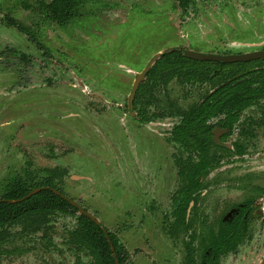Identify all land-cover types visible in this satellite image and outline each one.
Listing matches in <instances>:
<instances>
[{"label":"rangeland","instance_id":"374dc122","mask_svg":"<svg viewBox=\"0 0 264 264\" xmlns=\"http://www.w3.org/2000/svg\"><path fill=\"white\" fill-rule=\"evenodd\" d=\"M37 1L0 0V193L6 178L27 160L36 169L66 168L65 191L118 232L134 264H183L182 240L171 238L159 225L176 186L170 159L175 147L162 134L167 126L160 125L162 133H153L159 136L158 161L164 167L158 170L146 159L147 151L139 149L138 119L128 109L132 83L156 52L170 46L223 53L217 49L249 50L263 44L264 0H196L187 14L177 0H87L80 16L66 25L25 8ZM9 18L33 35L8 24ZM205 89L195 85L187 93L171 83L169 93L186 107ZM261 104L242 119L263 117ZM255 129L256 135L246 140L247 153L209 176L220 183L204 196L210 222L242 202L251 182L264 184V125ZM238 134L236 130L228 142ZM165 169L170 171L169 186ZM256 203L264 206V197ZM74 223L58 216L48 240L41 234L13 239L0 250V264H89L84 251L67 245ZM125 224L131 228L125 230ZM250 235L222 264H260L264 214L255 216Z\"/></svg>","mask_w":264,"mask_h":264},{"label":"flooded vegetation","instance_id":"af4514ba","mask_svg":"<svg viewBox=\"0 0 264 264\" xmlns=\"http://www.w3.org/2000/svg\"><path fill=\"white\" fill-rule=\"evenodd\" d=\"M52 1L53 0H38L36 5L28 2L25 4V8L29 10H38L47 20L56 22L59 25H66L80 16L81 6L87 0H78L75 8V14L63 22H60L57 19H52L48 16L49 13L46 5ZM195 4L196 0H184V6H182L181 0H177L178 8H180V10L185 14L190 13ZM8 24L17 27L20 31L29 34L30 36L33 35L27 27L13 18L8 19ZM251 47L253 48L249 50L237 49L235 51H224L222 49H217L219 50L218 52L222 51L223 53H202L220 56H241L264 51V43L252 45ZM174 51H178L193 60L212 62L211 66H215V68H213L211 74L216 75V81L208 78L207 76H204L203 79L192 77L187 80H181L177 76L168 77L166 70H157L158 72H152L164 54ZM188 51L201 52L193 50V48L182 49L176 46H170L165 48V50H159L156 52V54L147 61L146 65L137 72L134 78L128 98V109L131 111L132 115L138 119L137 130H139V132L136 135L134 134L137 139V145L139 146V149H144L145 152L147 151L146 153L148 156H146V159L149 158L154 167L156 166L158 170H161L164 167L163 164L158 161L159 151H157L158 142L156 141L159 137L158 134L162 133L160 132V125L167 126L166 129H168V131L166 133L163 132L162 134L165 135L164 139L166 142L169 143L171 147H175V149L171 151L170 159L173 162L176 172V186L171 193L168 210H165L161 214L159 221L160 227L171 238L182 240L183 249L185 251L182 260L183 264H222L224 256L236 253L239 250V247L251 238L250 226L253 219H255V216L264 214V206L256 203L258 197H264V184L261 182H251L249 195L242 202L233 204L229 207L216 222H210L211 220L209 219L206 209V198L204 196L209 193L210 187L217 186L220 183L218 180L209 178V176L222 164L231 162L234 157L242 158L247 153L248 144L246 143V140L256 135L255 128L264 125V112L263 117L258 119L251 116L246 119H242V116L245 115L249 108L261 106V103L264 102V97L258 102L244 107L238 114V119L232 126L228 125L226 119L228 114L225 109L223 111L212 113L205 120L202 119L205 114H201L199 116L200 118L197 120V125L194 124L189 128L184 123V117L185 115L196 116L198 114V109L202 108L204 103L206 104L208 96L216 93L219 88L226 83L222 79L221 81H218L220 80L219 77L222 74V72H220L221 65L218 66V63H250L259 61L249 69L237 72L231 76L232 78H238L248 70L259 68V64L264 67V55L250 56L247 59L236 60L197 59L189 56L187 53ZM9 53H11L10 50ZM13 53H15V56L21 55V52L19 51H13ZM159 53L161 54L156 58ZM23 55L26 57L25 54ZM227 69H229V66ZM144 71V76L138 78L139 74ZM231 77L228 79H231ZM137 79H139V81L135 87ZM171 83H175L183 88H186L187 93H190L191 87L195 85H206V89L205 91L203 90L202 95L198 100L190 103L186 107H181L170 97L169 90ZM160 93L165 95V97L160 98ZM165 119H169V121H165ZM151 125L155 128L152 130L147 129V127H150ZM236 130H238L239 133L238 137L229 143L228 139L235 133ZM153 131L158 134L153 133ZM182 131H186L188 133H185V142L181 140L182 136L180 134ZM127 135L128 131L123 129V138L128 139ZM200 136L208 139L207 145L206 142L203 146L200 145V143L195 144L197 138L200 139ZM236 142L243 143L245 147L243 154H239L237 152L235 146ZM201 158L214 159L207 168L194 167V165L197 164ZM169 172V169H165L164 176H166L168 180V185L166 184L167 186L171 183ZM50 174H61L56 175V185L52 187V190L66 198L68 202H70L71 206H68L66 211L62 210L58 206L49 210H46L45 208L40 211L29 210L30 207L24 204L25 202H28L26 200L42 190L47 189V186L42 184L33 187L32 185L43 182ZM67 174V169L59 166H44L38 169L33 168L30 160L26 161V165L22 167L20 171L11 172V175L6 178L1 189L0 201L2 200V195L8 189L9 185L12 184L17 177L22 178L24 180L23 183L26 184L27 190H30L23 197L8 200L9 203L13 204L17 202L16 205L18 208L9 212L11 214V218H9L8 221L0 227V250H3L6 244L12 242L13 239H16L17 237H33L36 234H41L42 238H50L48 235L53 228L54 218L58 216L71 217L74 219L75 223L69 231L67 245L69 249H72L73 251H84L89 258V264H93L94 258L90 254V251L84 247L80 248L78 244L72 241V231L77 228L80 217L85 214L97 223H101L103 225L107 238L111 244V250L114 253L116 252L109 234H111L122 246L123 256L125 257L124 262L126 264H134L131 259L128 246L121 241L118 232L109 229L108 226H106L97 217V215L92 212L95 210H91L90 207L84 205V203L80 200L73 198L65 191L63 180ZM192 179L198 182V184H195L193 188H191ZM183 192L189 194V197H192L186 201L184 197L187 194H183ZM21 201H23V209L21 208ZM45 203L46 202L42 205ZM29 211H33V214L29 213ZM143 211L144 207L142 206L141 222H143L144 219ZM152 212L159 214V208L153 207ZM226 223L237 226L236 230L233 232H235L237 236H241V238L234 248L227 250V252H219L214 249V246L211 244V240L219 237L220 231ZM17 226H19V230L14 231V228ZM124 228L126 230L131 227L129 224H125ZM198 256H200V258H198ZM260 264H264V257L262 258Z\"/></svg>","mask_w":264,"mask_h":264},{"label":"trees","instance_id":"16d2710c","mask_svg":"<svg viewBox=\"0 0 264 264\" xmlns=\"http://www.w3.org/2000/svg\"><path fill=\"white\" fill-rule=\"evenodd\" d=\"M77 3L78 0H53L46 5L49 13L48 16L52 19H57L60 22L66 21L69 17L75 14ZM181 3L182 6H184V0H181ZM258 62L259 61L250 63H218V66L221 65L220 72H222L219 77L220 80L218 81H221L222 79L226 83L222 85L216 93L208 96L206 104L204 103L202 108L198 109V114L196 116L185 115L184 123L186 126L189 128L194 124L197 125V120L200 118L199 116L201 114H205L202 117V119L205 120L212 113L223 111L224 109L228 114L226 118L228 125L232 126L238 119V114L244 107L256 103L264 97V67L259 64V68L248 70L238 78H232L231 76L237 72L249 69ZM211 63L212 62L193 60L178 51H174L164 54L152 72L166 70L168 77L177 76L181 80H187L192 77L203 79L204 76H207L216 81V75L211 74L215 66L212 67ZM228 66L229 69H227ZM230 77L231 79H228ZM185 133L188 134L186 131H182L180 134L183 142H185ZM205 142L207 145L208 139L200 136V139L197 138L195 144L200 143V145L203 146ZM235 146L239 154L244 153L245 147L243 143L236 142ZM213 159L214 158H201L194 167L207 168ZM56 175L61 174H50L43 182L32 185L33 187L42 184L47 186V189L31 196L27 200L25 199L28 202H25L24 204L30 207L29 210L40 211L43 208L49 210L58 206L66 211L68 206H71L66 198L52 190V187L56 185ZM23 182L24 180L22 178L17 177L2 195V200L0 201V227L11 218L9 212L18 208L16 205L17 202L13 204L9 203L8 200L23 197L29 192L30 189L27 190L26 184ZM195 184H198V182L192 179L191 188H193ZM183 194L187 193L183 192ZM188 195L189 194L184 197L186 201L192 197H189ZM44 202L46 203L42 205ZM20 204L23 209V201H21ZM33 211H29V213H32ZM236 228L237 226L234 224L226 223L225 226L222 227L219 237L211 240L214 249L219 252H227V250L234 248L241 238V236L239 237L233 232ZM72 233V241L78 244L80 248L84 247L90 251V254L94 258L93 264H126L124 262L125 257L123 256L122 246L111 234H109L112 244L116 249V254L111 250L110 241L107 238L106 231L101 223H97L84 214L80 217L79 224Z\"/></svg>","mask_w":264,"mask_h":264},{"label":"water","instance_id":"95a60500","mask_svg":"<svg viewBox=\"0 0 264 264\" xmlns=\"http://www.w3.org/2000/svg\"><path fill=\"white\" fill-rule=\"evenodd\" d=\"M189 56L197 58V59H218V60H236V59H247L250 56H263V52H257L253 54H248V55H241V56H220V55H213V54H205L202 52H195V51H188L187 52ZM161 53L157 54L156 58L160 55ZM155 58V59H156ZM147 69V68H146ZM144 73L139 74L138 78H141L144 76ZM139 79L136 80L135 87L137 86Z\"/></svg>","mask_w":264,"mask_h":264}]
</instances>
